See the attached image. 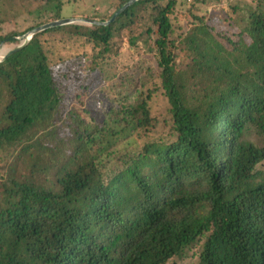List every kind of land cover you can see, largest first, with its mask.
Returning a JSON list of instances; mask_svg holds the SVG:
<instances>
[{"label": "trees", "instance_id": "16d2710c", "mask_svg": "<svg viewBox=\"0 0 264 264\" xmlns=\"http://www.w3.org/2000/svg\"><path fill=\"white\" fill-rule=\"evenodd\" d=\"M17 1L30 19L0 48L65 20ZM222 2L234 17L204 9ZM113 15L0 63V264H264V0H137L98 25ZM123 35L153 65L131 94L102 76ZM62 39L90 54L58 68Z\"/></svg>", "mask_w": 264, "mask_h": 264}, {"label": "rangeland", "instance_id": "374dc122", "mask_svg": "<svg viewBox=\"0 0 264 264\" xmlns=\"http://www.w3.org/2000/svg\"><path fill=\"white\" fill-rule=\"evenodd\" d=\"M69 1V2H68ZM108 0H63L64 7L62 8L60 14L66 20L73 19L77 21L76 25H88L87 22H80L90 20L95 14L100 17H106L114 14L115 9L113 2ZM180 1V0H179ZM182 1V0H181ZM188 3V2H187ZM226 2L221 4L211 5L204 7L207 13H217L219 10L223 9L227 14L232 13ZM25 4L23 1L17 0H4L2 7L0 8V36L6 35L11 32H20L27 27V21L30 17L25 16L26 12ZM228 16V15H227ZM50 17V16H49ZM229 17H234L232 14ZM146 24L142 22L141 28L137 31H132L133 35H138L143 32ZM222 29V27H221ZM129 35V34H128ZM128 35L124 39L116 38L111 44L112 52L106 56L107 60L104 64L103 77L113 76V81L116 80L117 87L122 90V84H124L123 91L127 94H131L133 91L130 86H128V80L124 78L125 75H129L133 81L137 84V78L140 76H145L146 68L148 66L153 67L152 63L149 61L148 56H143L142 58H137V53L134 47L130 46ZM117 36V35H116ZM23 39H20L19 44ZM138 46L141 45V41H137ZM19 44H6L0 48V53L3 55L0 61L5 57L10 51L16 49ZM52 49V60L53 63L58 68H63V61H73L79 55L90 54V48L84 47L81 41H68L67 39H62L56 41ZM144 59V60H143ZM154 69V68H153ZM145 72V73H144ZM151 74V73H150ZM84 77V75L82 76ZM72 81L64 82L62 93L65 94V103L67 104V110L72 112H77L73 109V105H79L76 101H71V96L73 95L74 86L71 85ZM106 84V83H105ZM107 85V84H106ZM105 85V86H106ZM76 107V106H75ZM82 108V107H78Z\"/></svg>", "mask_w": 264, "mask_h": 264}, {"label": "water", "instance_id": "95a60500", "mask_svg": "<svg viewBox=\"0 0 264 264\" xmlns=\"http://www.w3.org/2000/svg\"><path fill=\"white\" fill-rule=\"evenodd\" d=\"M135 1L137 0H131L129 3H127L123 8H121L120 10H118L117 12L114 13L113 17L107 22V23H102V24H98V25H108L110 23H112L114 21V19L121 14L125 9H127L128 7H130ZM77 21L70 19V20H60L57 22H53V23H49L47 25L41 26L33 31H31L30 33H27L24 36V39L22 40V42L19 44V46L14 49L13 51H10L5 57H3V59L0 61V63L9 55H11L12 53H15L19 50H21L26 44L27 42L32 38V36L34 34H37L39 32L45 31L47 29L50 28H54V27H59V26H65V25H71V24H75ZM80 22H87L88 24H93L91 21H80Z\"/></svg>", "mask_w": 264, "mask_h": 264}, {"label": "bare ground", "instance_id": "6f19581e", "mask_svg": "<svg viewBox=\"0 0 264 264\" xmlns=\"http://www.w3.org/2000/svg\"><path fill=\"white\" fill-rule=\"evenodd\" d=\"M2 55H3V52L0 53V59H1Z\"/></svg>", "mask_w": 264, "mask_h": 264}, {"label": "built area", "instance_id": "2783aa9c", "mask_svg": "<svg viewBox=\"0 0 264 264\" xmlns=\"http://www.w3.org/2000/svg\"><path fill=\"white\" fill-rule=\"evenodd\" d=\"M22 42V41H21Z\"/></svg>", "mask_w": 264, "mask_h": 264}]
</instances>
